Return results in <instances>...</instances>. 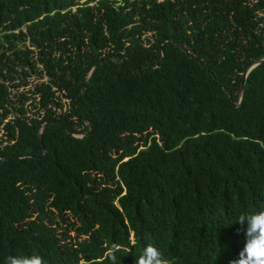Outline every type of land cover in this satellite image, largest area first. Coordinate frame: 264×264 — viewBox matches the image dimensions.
<instances>
[{"label":"trees","instance_id":"trees-1","mask_svg":"<svg viewBox=\"0 0 264 264\" xmlns=\"http://www.w3.org/2000/svg\"><path fill=\"white\" fill-rule=\"evenodd\" d=\"M263 59L264 0H0V264L237 259L236 218L264 209Z\"/></svg>","mask_w":264,"mask_h":264},{"label":"clouds","instance_id":"clouds-1","mask_svg":"<svg viewBox=\"0 0 264 264\" xmlns=\"http://www.w3.org/2000/svg\"><path fill=\"white\" fill-rule=\"evenodd\" d=\"M235 222L242 226L247 225V241L239 257L230 264H264V209L241 212ZM118 252V246L111 245L109 264H117ZM2 264H49V261L45 255L34 252L9 255L4 258ZM135 264H173V261L165 256L160 247L147 244L136 257Z\"/></svg>","mask_w":264,"mask_h":264},{"label":"water","instance_id":"water-1","mask_svg":"<svg viewBox=\"0 0 264 264\" xmlns=\"http://www.w3.org/2000/svg\"><path fill=\"white\" fill-rule=\"evenodd\" d=\"M115 63H116V61H114ZM264 62V59L263 60H259V61H257V62H255L253 65H251L248 69H247V71H246V73L244 74V77H246V75L253 69V68H255L256 66H258V65H260L261 63H263ZM100 63H102V61H100ZM97 68V66H95L93 69H92V71H91V73H90V75H92L93 73H94V71H95V69ZM121 68V67H120ZM244 84H245V82L243 81L242 83H241V86H240V89H239V99H238V103L236 104V105H238V104H240V102H241V100H242V98H243V95H244ZM224 90V89H223ZM225 95H226V97H228L229 95L227 94V93H225ZM46 129V124H44L43 125V127H42V129H41V132H40V135H39V139L41 140L42 139V133L44 132V130ZM43 151H44V153H45V150L43 149Z\"/></svg>","mask_w":264,"mask_h":264}]
</instances>
